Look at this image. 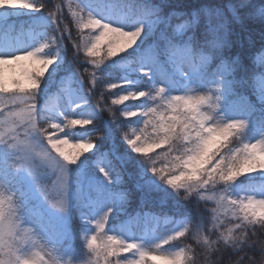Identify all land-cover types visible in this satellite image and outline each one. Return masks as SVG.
I'll return each mask as SVG.
<instances>
[{"label": "clouds", "instance_id": "obj_1", "mask_svg": "<svg viewBox=\"0 0 264 264\" xmlns=\"http://www.w3.org/2000/svg\"><path fill=\"white\" fill-rule=\"evenodd\" d=\"M36 3L47 7L42 0ZM166 3L113 0L95 11L77 4L72 15L80 41L74 47L80 53L82 42L83 60L89 64L86 48L102 34L110 33L100 49L105 54L121 40L127 47L116 56L137 50V70L147 80L122 92L115 91L121 84L108 83L113 93L106 106L109 117L118 123L121 138L145 172L180 200L200 204L208 214L207 225L185 223L151 246L127 238L131 233L124 223L114 230L108 227L117 204L126 210L132 198V189L124 188L109 194L102 211L92 216L81 212L82 224L91 231L81 228L82 255L76 259L47 236L42 216L26 204L23 194L0 180V264H219L221 249L230 251L231 264H264V179L237 183L241 177L264 173V131L250 138V121L225 110L230 97L249 103L255 97L253 107L264 111V45L251 54L249 65L239 52L233 53L242 46L233 24L244 31L247 22L264 24V0H227L201 5L190 14L173 10L165 15ZM9 6L8 0L0 3V8ZM241 10L246 11L241 15ZM47 14L59 29L57 12ZM3 40L0 65H19L30 85L13 80L9 86L0 79V146L13 154V169L26 170L33 178L47 207L69 216L73 207L83 209L89 203L83 178L79 172L74 175L71 166L92 151L99 138L79 137L74 130L94 122L87 114L61 111L56 94L40 103L44 77L60 58L53 32L42 38L5 34ZM32 62L43 71H30L26 65ZM160 66L170 72L156 83L151 73ZM85 76L96 85L95 71L89 75L85 68L80 79ZM245 87L250 96L238 92ZM140 100V105L128 103ZM80 106L71 105L73 111ZM137 117L134 125L131 121ZM99 170L111 185V171ZM146 215L137 209L126 214L125 223L138 224ZM166 245L175 247L166 250Z\"/></svg>", "mask_w": 264, "mask_h": 264}, {"label": "trees", "instance_id": "obj_2", "mask_svg": "<svg viewBox=\"0 0 264 264\" xmlns=\"http://www.w3.org/2000/svg\"><path fill=\"white\" fill-rule=\"evenodd\" d=\"M107 1L113 2V0H92L91 2L99 4ZM33 2H36V0H33ZM42 2L47 6L45 9L41 8L38 11L33 10L30 13H22L21 15H11L9 20L1 21L0 35L5 32L7 35L14 37L23 32L25 33V38H27L26 31L28 29H33V36L37 38H42L48 32H53L56 35L61 62L56 70L49 71L44 77V81L41 84L40 103L43 104L50 95L59 93L61 86H65V82L70 80L72 85H75L79 91L88 96L90 103L94 104L97 111V116L92 119L94 123L86 128L75 129L76 135L79 137L83 134L99 136L94 151L87 152L76 165L71 166L73 174L75 175L79 172L83 178L86 197L89 200L88 206L83 209L73 207L68 219L69 230L67 235L60 237L59 234L53 231L55 242L62 246L66 255H72L76 259L80 258L82 255L80 230L86 227L87 230L91 231L90 226L82 224L80 219L81 212L92 216L94 213L102 211L107 206L109 194L118 193L119 190L124 188L132 189L133 195L126 210L121 207L120 203L117 204V208L113 216L110 217L108 225L111 230L116 229L118 224H127L125 223L126 214L140 208L147 214L141 220L143 226L147 224V216L160 219V223L156 227L152 226L153 233L151 232L150 237L153 238L163 237L189 222H192L193 225L206 226L208 215L206 210L200 204L187 203L180 200L170 189L161 186L150 174H147L139 163L136 154L131 152L121 138L118 123L109 117L106 106L110 103L113 93H110L107 89L106 85L108 83L121 84V87L115 91L122 92L121 90L128 84L124 83L125 81H131L132 88L136 89L138 84L147 80L140 72H137L135 63L138 55L137 50H130L106 59L99 66L89 64L83 60L84 50L82 42L80 53L74 47L75 43L80 41L79 30L75 26L73 17L67 12L63 0H42ZM154 2H159V0H154ZM225 3H227V0H167L164 14L167 15L173 10L190 14L204 4L223 5ZM57 5H59L58 11ZM48 10L57 12L60 23L59 29H56L52 24L51 17L47 14ZM244 11L246 10H241L239 14L242 15ZM229 18L231 19V16ZM65 26L66 31L63 30ZM233 28L240 33L242 43V46L238 45L233 48V53L239 52L243 63L249 65L251 54L261 45H264V24L247 22L246 31L235 24H233ZM88 31L84 30V34L87 35ZM247 37L252 40L251 47ZM101 56H103V52H101ZM125 61H128V63L125 64ZM85 68H88L89 75L95 71L97 78L95 86L88 83L86 76L83 80L80 79ZM129 68H133L134 71L130 73L128 71ZM161 69L169 70L166 66L153 67L152 77L154 78L157 70ZM238 92L250 96L246 87L238 89ZM251 101L254 104L255 97H251ZM254 109L255 111L248 118L250 121L248 130L250 138L256 136L257 132L261 131L260 128H264V111L259 110L258 107ZM69 111L70 109H67L65 113L67 114ZM59 119L57 117V120ZM131 122L135 125L136 118H133ZM120 123H124L123 118ZM106 152L111 158L110 171L114 180L111 185L105 181L103 174L99 170L100 165L96 163V160L106 155ZM0 158H2L1 154ZM7 167H11L10 162H3L0 159V180L8 184L13 190L21 192L26 204L31 208V204L36 199L29 198V194L24 189L18 188V184H14V174L8 172ZM251 178L252 176L241 177L237 183L246 182ZM97 190H99V194ZM73 203L75 204V200ZM166 217H172V222L163 224L162 220ZM45 223L50 229H54L51 227V220L46 219ZM153 225L155 224L153 223ZM189 226L191 227V224ZM174 247L175 245H166L165 249L172 250ZM217 255L221 257L219 264H231L233 257L230 251L221 249Z\"/></svg>", "mask_w": 264, "mask_h": 264}, {"label": "rangeland", "instance_id": "obj_3", "mask_svg": "<svg viewBox=\"0 0 264 264\" xmlns=\"http://www.w3.org/2000/svg\"><path fill=\"white\" fill-rule=\"evenodd\" d=\"M91 1L92 0H63L64 5L66 6L67 12L72 17H73L72 13L74 11H78L76 7L77 4H80L81 7H83L86 11H95L97 9H104L106 8L108 4L112 3L111 1L110 2L107 1L104 3L101 2L98 4V3H92ZM4 2L5 0H0V3H4ZM14 2L17 4H22L24 3V0H14ZM30 2H33V0H30ZM32 11L33 10H11V9L0 10V22L4 20H9L11 15H21L22 13H30ZM85 30L88 31V29H85ZM26 32L27 34L31 33L33 35V29H28ZM5 34H6L5 32H2L0 35V46H3L4 44L3 37L5 36ZM60 59L61 58H59L57 63L54 64L52 68L49 69V71H54L57 69L59 63L61 62ZM124 63L127 64L128 61H125ZM128 71L132 73L134 69L129 68ZM19 72H20V69H18L15 65H9L6 67V75L9 79L14 78L16 75L19 74ZM137 72L139 71L137 70ZM169 72L170 70H166V69L157 70V73L153 78V82L160 83L161 82L160 77L168 75ZM0 78H2V72H0ZM65 83H66L65 86H61V91L59 93H56V95L60 97L61 111H66L67 109H70V111L73 112L74 116L80 115V114H87V117L91 120L94 117H96L97 116L96 108L94 104L90 103L88 96L82 91H79L75 87V85H72L70 83V80H67ZM130 89L134 90L132 88V83H128L127 86L121 91H127ZM77 103H79L81 106L80 108H75V110L73 111L71 105H75ZM128 103L130 104L135 103L136 105H140L143 103V101L142 100L135 101V102L130 101ZM225 110L229 116L242 117L246 119H248L249 116L255 111L252 102L249 103V102H246L242 98L233 99L231 97H230V102L226 104ZM138 121H139V118L137 117L136 123ZM260 129L261 131H264V128H260ZM261 131H259V133ZM259 133L257 132L256 136H254L252 139L258 138ZM83 136H86V135L83 134L81 137ZM92 151H94V149ZM0 154L2 157L0 159H2L3 162H10L14 158L11 151L2 146H0ZM110 161H111V158L106 152V155H104L100 159H97L96 163L100 165V168L104 167L106 170H111ZM7 170L8 172L14 174V184H18V188L24 189V191L27 194H29V198L32 197L33 199L34 198L36 199V201L33 204H31L32 205L31 208L34 211H36L37 214L42 216L43 221H44L43 227H44V231L47 234V236L53 242H55V237H53V233H54L53 231H55L56 234H59L60 237L61 236L65 237V235H67L68 230H69V226H68L69 216L60 215L56 213L55 211L50 210L47 207V205L41 200V198L35 191L33 178L29 176L26 170H23V169L15 170L12 167H7ZM251 176L252 178L250 180L243 182V183L259 182L260 180L264 179V173H255V174H252ZM46 219H49L52 221L51 227H53L54 229H50V227L46 225L45 223ZM159 221H160L159 218L147 216L146 217L147 224L145 226H143L142 222L138 224H132L131 222H127V224H124V226L131 233V235L128 236L127 238L141 241L145 246L153 245L160 238H162L160 236L157 238L150 237L151 232L153 233V227H156V225L160 223ZM162 222L163 224L170 223L172 222V217H166L164 218V220H162ZM153 223L155 225H153Z\"/></svg>", "mask_w": 264, "mask_h": 264}, {"label": "snow or ice", "instance_id": "obj_4", "mask_svg": "<svg viewBox=\"0 0 264 264\" xmlns=\"http://www.w3.org/2000/svg\"><path fill=\"white\" fill-rule=\"evenodd\" d=\"M8 4L10 5L9 7L5 8H0V10H39L42 7L38 5L36 2H30V0H24V3L22 4H17L14 2V0H8ZM110 38V33L102 34L100 39L98 40L97 43L92 45L91 47H87L86 51L89 54V58L92 62V65L94 66H99L102 64L106 59L115 57L117 53L123 52V49L127 47V41L126 40H121L118 43H115L111 45L107 50L106 54L103 53V56H101V45L107 43L108 39ZM95 49V50H94ZM9 65H13L11 62H5L4 64L0 65V72H2V78L6 83L11 86V82L13 80H19L21 82V86H29L30 81H28L24 76L21 75V69L19 65H15L18 69H20V72L18 75H16L14 78L9 79L6 75V67ZM26 67L30 71H37V72H42L43 70L40 68V65L38 62H32L30 64H27ZM96 75V74H95ZM119 84V83H118ZM83 147V146H81ZM87 151V148L84 149ZM149 149H143V151H148ZM77 153H73V156H75ZM66 159H72L70 156H66Z\"/></svg>", "mask_w": 264, "mask_h": 264}]
</instances>
